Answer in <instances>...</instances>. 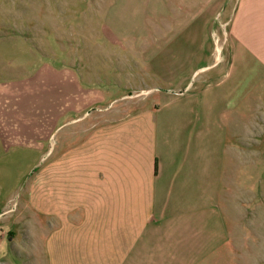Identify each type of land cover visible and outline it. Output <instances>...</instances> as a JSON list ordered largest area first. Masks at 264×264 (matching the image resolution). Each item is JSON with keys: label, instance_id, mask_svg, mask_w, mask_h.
<instances>
[{"label": "crops", "instance_id": "obj_1", "mask_svg": "<svg viewBox=\"0 0 264 264\" xmlns=\"http://www.w3.org/2000/svg\"><path fill=\"white\" fill-rule=\"evenodd\" d=\"M84 3L53 42L83 35L57 57L100 65L44 63L29 94L28 124L52 129L26 146L44 158L29 199L52 215V264H232L264 202V0ZM123 58L144 93L116 104L126 67L106 60Z\"/></svg>", "mask_w": 264, "mask_h": 264}, {"label": "rangeland", "instance_id": "obj_2", "mask_svg": "<svg viewBox=\"0 0 264 264\" xmlns=\"http://www.w3.org/2000/svg\"><path fill=\"white\" fill-rule=\"evenodd\" d=\"M84 2L0 0V137L9 146L6 151L0 150V264H52V215L39 204L32 205L29 199L32 177L44 158L41 153L26 148L41 146L44 139L51 147L52 129L51 124L46 127L48 124L43 122L28 124L30 105L37 104L31 102L29 94L31 83L37 78L33 75L44 63L75 65L82 71L89 62L93 66L100 65L99 60L69 59L67 52H63V58L57 57L61 51L70 49L76 50V55L83 54L85 41L79 33L80 28H77L78 41L75 36L70 45L66 41L53 42L72 38L60 32L68 29L62 25L70 19L83 22L86 15ZM34 51L52 58H36ZM106 61L108 65L126 67L125 76L110 75L107 81H122L123 89L112 95L114 98L124 95L116 104L126 103L136 94L144 93L138 90V82H132L133 60ZM129 106L120 107L116 115L129 110ZM256 203L243 228H237L242 233L233 236L232 264H264V202Z\"/></svg>", "mask_w": 264, "mask_h": 264}]
</instances>
